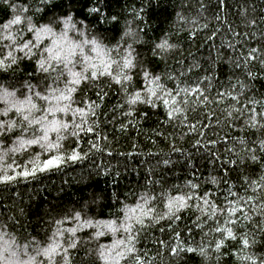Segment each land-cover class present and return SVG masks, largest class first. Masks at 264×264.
Listing matches in <instances>:
<instances>
[{"label": "trees", "instance_id": "1", "mask_svg": "<svg viewBox=\"0 0 264 264\" xmlns=\"http://www.w3.org/2000/svg\"><path fill=\"white\" fill-rule=\"evenodd\" d=\"M16 15L21 22L5 29ZM28 18L36 28L50 27L51 34L36 41ZM64 32L67 38L61 39ZM162 38L173 45L163 58L153 52ZM24 43L35 45L30 53ZM56 52L59 60L52 59ZM129 57L135 66L123 69ZM0 61V176L14 177L0 183V264H26L30 257L31 264H46L38 248L57 242L66 248L72 239L78 244L69 249L72 264H114L99 251L125 240V222L133 224L144 264H264L262 134L247 126L253 109L264 113V0H0ZM105 64L109 72L99 75ZM142 70L161 75L170 91L188 90L175 97L188 101L179 105L180 119L169 120L161 101L126 103L129 93L145 88ZM72 72L90 79L75 84ZM122 72L132 77L127 93L112 79ZM61 91L70 99H54ZM29 97L36 109L25 103ZM89 100L100 105L95 116ZM57 104L68 110L45 111ZM77 109H84V117ZM25 115L47 116L44 123L58 122L56 130L21 148V141L44 133ZM82 120L94 131L74 127ZM53 157L60 161L34 170ZM193 184L198 187L191 189ZM193 193L189 206L176 213L179 219H159L169 198ZM142 211H149L143 226L135 223ZM126 214L132 218L126 220ZM109 221L116 232L104 227ZM217 228L231 229L235 238ZM189 247L196 251H183Z\"/></svg>", "mask_w": 264, "mask_h": 264}, {"label": "snow or ice", "instance_id": "2", "mask_svg": "<svg viewBox=\"0 0 264 264\" xmlns=\"http://www.w3.org/2000/svg\"><path fill=\"white\" fill-rule=\"evenodd\" d=\"M5 2L7 3V0H5ZM11 7H13V9L15 10L17 8L16 5H11ZM23 11H27V8H24ZM37 11H39V9H37ZM90 11L92 12H97L98 9L96 8H92ZM115 19V18H113ZM71 20V17H68L65 21V27L67 28L69 26V21ZM21 22V16L20 15H16L14 17V19H11L8 21V23L4 24L3 27L5 29L9 28L10 25L12 24H19ZM28 24H29V28L28 30L30 32H35L36 33V41H40L41 39V34H51V28L48 26H44L42 28H36L34 25H32L31 23V19L28 18ZM67 38V33L64 32L61 34V39H66ZM58 41L54 40L53 44H57ZM94 43V42H93ZM34 44H30V43H24L23 44V48L24 49H28V52H31V47H34ZM173 48V45L170 44L168 42L167 38H162L161 41L157 44H155L153 52L155 53H159L161 55V57L163 58V56L171 49ZM253 52H255L256 50L253 49ZM46 52L48 53H52L53 49L52 48H47ZM69 55H71V52L69 51L68 53ZM12 54L9 53V56H11ZM52 59L54 60H59L60 59V52H56L53 56ZM65 59H67V57H65ZM3 62L0 61V64H2ZM12 63H15V57L12 58ZM41 69L44 72H48L49 68L45 67V61L44 60H40L39 61ZM115 63V62H113ZM134 63L133 60L129 57L126 58L123 62V69H130L132 67H134ZM109 67L110 65L105 64L104 65V72L99 73V75H104L105 73L109 72ZM143 71V77L144 80L146 81V85L145 88L142 91H135V92H131L129 93L128 99L126 101V103L131 106L134 105L138 102L140 103H146V104H150L153 106H156V102L157 101H161L164 105L168 106L169 110L167 112V116L169 118V120L172 119H180V117L177 115L178 113H181L183 111L182 107L179 106L181 104H187L188 101L184 100V101H178L176 100V96H179L180 91H184L185 93L188 92L187 89H180L179 91L173 92L170 91L166 88V86L161 82L162 81V76L161 75H156L153 72H150L148 70H142ZM71 75L73 76L74 80L73 83L75 84H80L81 80H87L90 79L89 77L83 76L82 73H76V72H72ZM98 75L97 72H93L92 73V78H95ZM112 79L115 81L116 84H121L122 85V90L125 91L126 93L128 92V86L131 85V81H132V77L127 75L126 73L122 72V73H118L117 75L113 76ZM168 79H171V77H168ZM53 91H56L55 89ZM69 93L75 91L74 88H70L68 89ZM195 91V90H194ZM37 96H40V93H36ZM97 97L100 100L104 99V94H101L100 92H97ZM42 99H47V97H42ZM54 99L56 100H68L70 99L69 95H65L62 91L60 93L59 96L54 97ZM235 99V97L233 98ZM83 102V101H82ZM25 103H27L28 105H30V109H36L37 105L32 103L31 98H27V100L25 101ZM88 105H89V112L91 113L92 116L96 115L95 109L99 108L100 105L96 104L94 101L89 100L88 101ZM12 106L16 107L17 112L21 111V106H17V104L15 102H12ZM68 110V106L65 105L64 107H59V105H52L49 106L47 109H45V111H47L48 113H53L56 111H67ZM77 111L80 113L81 117H84L85 115V111L84 109H77ZM253 113H255L254 115H250L249 117V121H248V127L253 128V129H257L261 132L262 134V138L259 140V150L260 151H264V123H261L257 117H261L264 118V113H259L256 112L255 109L252 110ZM129 115H131V113H128ZM229 116H233L232 112L228 113ZM186 119V117H185ZM24 120L28 121L29 124H37V125H41V127L44 130L43 136H38L37 138L34 139H30L25 141H21L20 143V147H24V144H38L41 143V141L47 140L48 138V131L49 130H56L57 127V123L56 121H51V127H49L48 125H46L44 122L48 120L47 116H41L39 119H29L28 115L24 116ZM182 123L184 122L183 120L181 121ZM85 123L84 120H82L80 125H74V127L79 128L81 131H86V132H93L94 128L89 126L87 128L83 127V124ZM60 127L63 128H67L68 125L67 124H60ZM13 128V124L12 123H8L6 125V130L7 131H11ZM77 133H73V135H76ZM55 145H47V147H54ZM19 150V149H17ZM70 159H77V156L75 155V150L73 149V155L71 157H69ZM250 159L253 162L257 161V156L255 154V152H253L250 156ZM261 160H264V157H261ZM60 161L59 157H53L51 159L45 160L43 161V168H39V166H35L34 165V170L38 169V170H44L56 163H58ZM28 173H24V175H27ZM12 179H14V177L5 174L3 176H0V183H6L11 181ZM261 181H264V176L261 177ZM213 183H215V179H213ZM252 183H256V182H252ZM261 187H264V184L259 185ZM198 186L193 184L191 185V189H196ZM232 195H235L234 193ZM195 196V193H193L192 195H188L185 194L183 196H176V197H171L169 198L167 204L165 205V207L167 208V212L164 213V215L160 216L159 219H164V216H168L170 218H175V219H179V216L176 215L177 212L180 211V209L182 208H186L188 207V201L192 200ZM205 196H207V194H205ZM147 199H145L144 203L147 204ZM204 204L208 205L209 208L212 209V214L215 215V206L211 204V202L208 199H204ZM137 208L139 209H143V205H138ZM232 212H235L236 209L232 208L231 209ZM136 209H129L128 212L132 213L135 212ZM150 211V210H149ZM149 211H142L141 216L136 217L135 218V223L136 224H140L141 226H143L144 224V220H143V216H148L149 215ZM203 211V210H201ZM80 213L77 212L75 213V217L79 218ZM132 217L128 214H126V220L127 219H131ZM211 218V217H210ZM57 224L62 223V221H56ZM90 223V221H86L85 222V226ZM115 222L113 221H109L106 225H104V227L111 229V231L116 232L117 229L113 226ZM121 227L123 228V230L128 233L127 237L125 238V240H117L114 242L113 244V248L112 249H107L105 250L103 248V246H101V250L99 251V256L104 259L105 261L108 260H112L114 262V264H120V260L123 259L125 260V264H144V260L141 258V256L138 254L136 246H135V239L136 237L133 236L131 233L134 230L133 224L132 223H127L125 222L124 224L121 225ZM68 231L72 232L73 234H75L76 229H69ZM217 232H220L222 235L226 232L227 237L228 238H235L233 236V233L231 231V229H221V228H217L216 229ZM59 232V229H58ZM62 234V233H61ZM97 236H102L104 235V232L102 231H98L96 233ZM247 245V241L244 242ZM223 241L217 242L216 243V248L220 249L222 247ZM78 244L77 241L75 239H72L70 241H68L67 243V247L64 248L60 243H51L49 244L47 247L44 248H38L37 249V255L39 256H43L45 257L46 260V264H57V258L58 257H62L63 259V264H72L71 261V253L69 252V249H77ZM178 248H173L172 251L173 252H177ZM183 251L186 252H195L196 249H193L191 247L187 248V249H183ZM114 252V254H113ZM200 253L201 255H206V253L204 252V249L201 248L200 249ZM13 257L16 256L15 252H12L11 254ZM35 257H30L29 258V262H26V264H31V261L34 260Z\"/></svg>", "mask_w": 264, "mask_h": 264}]
</instances>
